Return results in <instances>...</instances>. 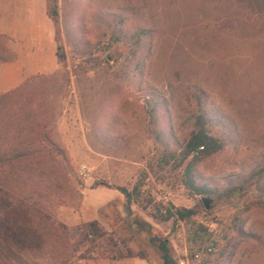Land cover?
Wrapping results in <instances>:
<instances>
[{
    "label": "rangeland",
    "instance_id": "rangeland-1",
    "mask_svg": "<svg viewBox=\"0 0 264 264\" xmlns=\"http://www.w3.org/2000/svg\"><path fill=\"white\" fill-rule=\"evenodd\" d=\"M55 7L58 25L49 13ZM115 22L122 39L112 43ZM140 31L152 41L139 75L131 51ZM0 35L21 56L30 75L24 82L46 78L27 96L65 156L37 173L0 170V264H179L186 253L189 264H218L225 251L228 264H264V211L247 208L258 195L255 182L226 199L190 193L182 169L159 166L146 115L147 100L163 99L182 137L195 113L189 99L201 95L227 123L229 145L198 165L203 183L264 165V0H0ZM3 57L11 54L0 40ZM19 123L26 144L33 122ZM137 184L143 202L128 209L118 188ZM170 206L195 217L166 220ZM94 220L107 235L95 259L80 260L89 244L73 229Z\"/></svg>",
    "mask_w": 264,
    "mask_h": 264
},
{
    "label": "trees",
    "instance_id": "trees-1",
    "mask_svg": "<svg viewBox=\"0 0 264 264\" xmlns=\"http://www.w3.org/2000/svg\"><path fill=\"white\" fill-rule=\"evenodd\" d=\"M49 13L55 24L58 25L59 12L57 7L50 9ZM121 31V22L110 25V41L112 43L122 39ZM66 33L73 46L81 50L83 48L81 38L71 29L68 22H66ZM0 40L4 49L11 54V57L1 58L0 62L13 63L17 61V53L8 46L11 39L8 36L0 35ZM132 40V64L135 65L134 72L140 75L150 49L152 35L148 31H140L132 37ZM56 56L59 62L66 60L65 49L62 45L57 47ZM45 80V77L30 78L22 86L0 95V170L3 172L16 174L32 171L37 173L48 167L54 169L58 156L65 159L64 154L60 152L57 145L50 140L49 133L43 131L40 120L33 114L34 106L29 102L27 96L28 91L32 88L31 85L36 86L37 82L43 83ZM189 100L195 109V113L189 131L182 137L176 135L174 127L170 123L166 102L160 98L147 100L146 115L149 121V132L155 138V143L160 147L159 166L182 169L185 188L190 193L198 196L206 195L215 196L217 199H226L241 193L247 186L255 182L258 195L247 208L250 210L252 207H257L264 211V165L256 167L247 174L231 175L220 184L217 182L212 183V185L209 182L203 183L198 172V165L204 158L219 154L229 145V133L226 130L227 123L215 119L206 109L204 96L192 95ZM25 119L33 122L31 129L33 135L30 132L25 136H30L27 138L34 136V139L29 140L26 144L22 142L20 130L22 124L25 123H19ZM15 174H11L10 177ZM37 177L33 176L31 182L38 183L40 181L42 183ZM118 189L125 196L128 209H130L129 206L132 202H143L141 200L143 193H141L140 184L135 185L132 191L124 187ZM166 212V220L176 218L179 221L190 222L195 217L192 210L185 208L170 206L166 209ZM240 221L236 218L237 224L235 225H237V232L243 234ZM238 224H240L239 227ZM73 230L80 234V242L89 244L88 249L81 254L80 260L95 259L93 256L97 252L98 242L107 235L100 223L94 220L83 223ZM196 233L199 234L198 231ZM168 245L165 240L161 241L159 245V248L165 254L166 262L169 261ZM222 258L218 264L229 263V255L226 251L222 254Z\"/></svg>",
    "mask_w": 264,
    "mask_h": 264
},
{
    "label": "crops",
    "instance_id": "crops-1",
    "mask_svg": "<svg viewBox=\"0 0 264 264\" xmlns=\"http://www.w3.org/2000/svg\"><path fill=\"white\" fill-rule=\"evenodd\" d=\"M6 33L8 34V32ZM18 57L19 59L13 63L0 65V94L19 87L30 76L25 71L21 56L19 55ZM98 262L100 264L101 262H107V260H100Z\"/></svg>",
    "mask_w": 264,
    "mask_h": 264
},
{
    "label": "water",
    "instance_id": "water-1",
    "mask_svg": "<svg viewBox=\"0 0 264 264\" xmlns=\"http://www.w3.org/2000/svg\"><path fill=\"white\" fill-rule=\"evenodd\" d=\"M204 206L207 210L211 208L212 200L209 198H204L203 199Z\"/></svg>",
    "mask_w": 264,
    "mask_h": 264
},
{
    "label": "built area",
    "instance_id": "built-area-1",
    "mask_svg": "<svg viewBox=\"0 0 264 264\" xmlns=\"http://www.w3.org/2000/svg\"><path fill=\"white\" fill-rule=\"evenodd\" d=\"M179 264H189V258L187 253L184 255L183 258L180 259Z\"/></svg>",
    "mask_w": 264,
    "mask_h": 264
}]
</instances>
